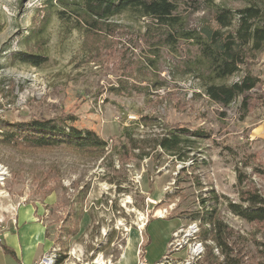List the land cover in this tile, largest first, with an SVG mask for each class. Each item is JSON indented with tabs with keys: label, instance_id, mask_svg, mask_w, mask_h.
Wrapping results in <instances>:
<instances>
[{
	"label": "rangeland",
	"instance_id": "374dc122",
	"mask_svg": "<svg viewBox=\"0 0 264 264\" xmlns=\"http://www.w3.org/2000/svg\"><path fill=\"white\" fill-rule=\"evenodd\" d=\"M172 1L183 31L211 18L209 4L236 9L251 2ZM43 6L0 0V118L50 119L89 129L105 144L93 151L0 142V233L19 208L31 206L52 242L35 264L51 255L55 264L58 254L60 264H115L123 252L128 264H160L167 253L164 264L222 262L215 242L200 238L205 227L189 216L199 209L197 182L234 201L240 188L264 194V51L249 69L260 80L249 110L240 98L222 106L185 67L196 45L177 35L174 45H161L149 17L127 11L111 20L110 34L85 35L59 19L57 8ZM19 51L47 60L32 66L14 57ZM174 126L209 134L194 141L185 162L153 146ZM189 164L194 168L178 176ZM236 170L246 175L242 186ZM217 215L237 264H264V225L232 213L223 197ZM174 232L178 249L168 246ZM197 242L203 250L193 255Z\"/></svg>",
	"mask_w": 264,
	"mask_h": 264
},
{
	"label": "trees",
	"instance_id": "16d2710c",
	"mask_svg": "<svg viewBox=\"0 0 264 264\" xmlns=\"http://www.w3.org/2000/svg\"><path fill=\"white\" fill-rule=\"evenodd\" d=\"M43 5L46 10L57 8L59 19L67 20L70 27L85 35L99 32L110 34L114 27L111 20L127 11L140 17H149L158 27H154L152 33H158L161 45H174L176 35L196 45L197 56L187 60L185 67L189 72L195 73L211 101L228 106L240 98V105L249 110V92L260 82L249 69L264 51V0H251L250 4L236 9L209 4L211 18L203 20L197 28L186 31L180 29L182 21L175 14L177 6L172 0H43ZM14 57L32 66H40L47 60L45 55L30 51H19ZM243 69L245 71L238 80L225 82ZM206 137H209L208 132L201 128L174 126L156 138L153 146L185 162L193 150L194 141ZM0 142L36 148L67 145L86 150L94 149L93 151H102L105 144L104 140L89 129L83 130L75 126L65 128L54 120L35 118L11 122L0 118ZM193 168L192 164L183 165L177 174L179 176ZM236 171L237 184L241 185L246 175ZM196 184L201 196L199 209L190 214V219L198 220L199 225L205 227L199 234L203 241L212 239L215 242V247L223 255V261L219 264H237L231 256L232 248L227 243V227L217 215L219 199L223 197L226 207L237 216L248 222L264 225V194L253 189L240 188L238 201H234L219 195L212 187L202 190L201 183ZM2 248L13 254L4 244ZM56 259L55 264H60L62 255L58 254Z\"/></svg>",
	"mask_w": 264,
	"mask_h": 264
},
{
	"label": "crops",
	"instance_id": "0c3cea01",
	"mask_svg": "<svg viewBox=\"0 0 264 264\" xmlns=\"http://www.w3.org/2000/svg\"><path fill=\"white\" fill-rule=\"evenodd\" d=\"M2 244L13 254L4 251ZM129 245L127 241V248ZM51 246L45 226L35 216V209L23 206L18 209L14 222H9L7 229L0 233V264H35ZM130 252L134 254L132 250ZM126 256L123 252L115 264H128L123 262Z\"/></svg>",
	"mask_w": 264,
	"mask_h": 264
},
{
	"label": "built area",
	"instance_id": "2783aa9c",
	"mask_svg": "<svg viewBox=\"0 0 264 264\" xmlns=\"http://www.w3.org/2000/svg\"><path fill=\"white\" fill-rule=\"evenodd\" d=\"M177 235H178V233H176V232L173 233V236H172V238L169 242V245H168L169 247L174 248V249H178L176 246L173 245V242L176 240ZM184 235L186 237L188 236V234L186 232ZM186 240H188V238H186ZM177 245H178V247H182L180 243H178ZM187 253L189 254V258H192V257H190V245H188V252ZM48 259H49V256H45L42 258V260L38 264H47ZM167 259H169L168 253L166 255H164L163 258L160 259L157 263L164 264L165 260H167ZM140 264H145V263L143 261H141Z\"/></svg>",
	"mask_w": 264,
	"mask_h": 264
},
{
	"label": "bare ground",
	"instance_id": "6f19581e",
	"mask_svg": "<svg viewBox=\"0 0 264 264\" xmlns=\"http://www.w3.org/2000/svg\"><path fill=\"white\" fill-rule=\"evenodd\" d=\"M164 211H166V210H164ZM158 215L160 216V217H162V216H164V214H162V213H158ZM201 242H197L196 243V245H197V247H199L198 248V250L197 251H195V248H194V254L193 255H198L200 252H202V250H203V248H202V244H200ZM196 247V246H195ZM57 255V254H56ZM53 257H54V255H51V256H49V259H48V261H47V264H53ZM57 260V259H56ZM99 260V259H98ZM96 261V260H95ZM101 263L100 264H103V261L100 259L99 260ZM98 262V261H97Z\"/></svg>",
	"mask_w": 264,
	"mask_h": 264
}]
</instances>
